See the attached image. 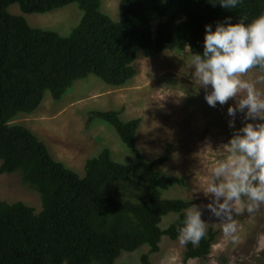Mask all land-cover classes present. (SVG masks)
<instances>
[{"label": "trees", "instance_id": "obj_1", "mask_svg": "<svg viewBox=\"0 0 264 264\" xmlns=\"http://www.w3.org/2000/svg\"><path fill=\"white\" fill-rule=\"evenodd\" d=\"M212 2L219 0H121L115 21L102 0H0V173H19L42 200L37 212L0 198V264H116L124 253L146 247L140 263L154 264L163 239L177 240V227L195 202L165 197L186 179L161 171L171 160V143L154 160L144 156L137 143L140 118L125 121L113 109L88 112L89 126H112L137 161L118 162L105 147L87 160L84 176L56 160L33 130L13 121L34 114L47 93L60 102L91 76L122 87L134 78L140 54L202 53L206 25L215 30L225 17L251 22L264 13V0H243L233 11ZM15 4L26 14L77 4L83 16L63 36L12 14ZM173 214L176 220L163 227ZM217 237L211 228L199 246L188 244L185 261L207 257Z\"/></svg>", "mask_w": 264, "mask_h": 264}, {"label": "rangeland", "instance_id": "obj_2", "mask_svg": "<svg viewBox=\"0 0 264 264\" xmlns=\"http://www.w3.org/2000/svg\"><path fill=\"white\" fill-rule=\"evenodd\" d=\"M121 0H102L103 11L113 20L120 18ZM12 14L24 16L35 28L58 31L70 36L80 23L83 12L77 4L48 13H23L18 4L9 9ZM191 54L167 50L155 57L140 54L135 61L136 74L122 87L104 83L95 76L76 82L60 102L46 94L40 108L32 115L20 114L13 123L25 125L43 139L53 157L65 163L81 176L85 175L88 159L97 156L103 148L112 151L121 163L133 164L137 159L120 140L116 130L102 121L88 124L92 110H118L123 120H142L137 143L148 160L163 155L166 145H173L171 160L161 167L168 176L186 179V184L165 193L168 198H182L198 205L209 201L197 193L198 185L210 178V168L217 159L216 149L230 139L233 129L227 108L219 104L213 108L205 100L204 89L194 87L192 72L186 65ZM257 83L264 93V73L252 69L245 77ZM243 114L237 113L236 129L242 126ZM219 158H222L220 156ZM0 160V168H1ZM0 198L9 203L24 202L42 210V200L35 190L24 184L19 173H0ZM178 215H170L162 224L169 226ZM205 220L210 213L205 209ZM238 244L226 240L221 227L209 219L211 228L218 232L211 253L205 258L185 261L187 246L178 240L163 239L161 251L153 256L154 264H264V205L253 214L246 211L236 215ZM147 247L133 253H124L116 264H141L140 255Z\"/></svg>", "mask_w": 264, "mask_h": 264}, {"label": "clouds", "instance_id": "obj_3", "mask_svg": "<svg viewBox=\"0 0 264 264\" xmlns=\"http://www.w3.org/2000/svg\"><path fill=\"white\" fill-rule=\"evenodd\" d=\"M233 11L243 0L212 2ZM247 17L232 23L228 16L222 22L205 26L202 53H193L186 60L192 72L194 87L204 89L210 107L227 108L233 133L227 143L215 151L217 159L210 168V178L198 185L197 193L208 199L206 205L193 204L177 227L181 246L196 247L206 238L209 219L218 223L226 240L240 241L236 215L255 213L264 205V93L257 83L245 77L252 69L264 72V13L251 22ZM237 113L243 114L242 126L236 129ZM222 156V158H219ZM210 213L205 220L204 210Z\"/></svg>", "mask_w": 264, "mask_h": 264}]
</instances>
